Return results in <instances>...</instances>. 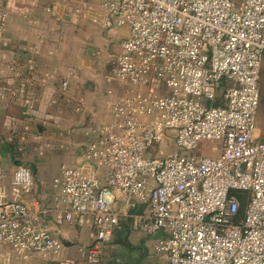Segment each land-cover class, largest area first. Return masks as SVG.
Segmentation results:
<instances>
[{
	"label": "built area",
	"instance_id": "2783aa9c",
	"mask_svg": "<svg viewBox=\"0 0 264 264\" xmlns=\"http://www.w3.org/2000/svg\"><path fill=\"white\" fill-rule=\"evenodd\" d=\"M66 1L82 16L94 9ZM100 9L104 29L127 31L106 77L110 121L53 180L50 209L24 201L34 199L28 165L17 162L7 181L0 163V253L57 255L54 230L90 222L94 242L81 251L99 264L121 198L144 207L134 230L164 234L155 250L167 264H264V0H100Z\"/></svg>",
	"mask_w": 264,
	"mask_h": 264
},
{
	"label": "crops",
	"instance_id": "0c3cea01",
	"mask_svg": "<svg viewBox=\"0 0 264 264\" xmlns=\"http://www.w3.org/2000/svg\"><path fill=\"white\" fill-rule=\"evenodd\" d=\"M86 1L94 9L82 16L66 0H0V163L8 181L21 157L33 153L26 165L34 173V199L24 201L36 211L55 206L53 180L63 166L82 160L94 130L110 121L106 77L124 52L119 41L127 31L104 29L100 0ZM115 208L124 216L99 264H167L155 250L164 234L133 228L143 206L120 198ZM54 234L63 244L59 254L18 260L0 253V264H91L81 249L94 242L92 223L64 225Z\"/></svg>",
	"mask_w": 264,
	"mask_h": 264
},
{
	"label": "rangeland",
	"instance_id": "374dc122",
	"mask_svg": "<svg viewBox=\"0 0 264 264\" xmlns=\"http://www.w3.org/2000/svg\"><path fill=\"white\" fill-rule=\"evenodd\" d=\"M260 85H261V92H262V98H261V103H260V107L258 110V114H257V122H256V127H257V136L259 137H263L264 136V62H263V71H262V75H261V80H260ZM205 154L207 155H212V156H216L217 153H211L210 151H205ZM33 158V153L29 154V155H25L21 157V161L23 163H30L32 161ZM60 159L59 156H57L54 161L51 162V164L49 165V173L52 172V169H54V167L57 165V161Z\"/></svg>",
	"mask_w": 264,
	"mask_h": 264
},
{
	"label": "trees",
	"instance_id": "16d2710c",
	"mask_svg": "<svg viewBox=\"0 0 264 264\" xmlns=\"http://www.w3.org/2000/svg\"><path fill=\"white\" fill-rule=\"evenodd\" d=\"M144 208V207H143Z\"/></svg>",
	"mask_w": 264,
	"mask_h": 264
}]
</instances>
